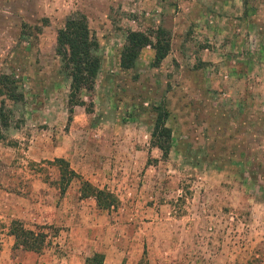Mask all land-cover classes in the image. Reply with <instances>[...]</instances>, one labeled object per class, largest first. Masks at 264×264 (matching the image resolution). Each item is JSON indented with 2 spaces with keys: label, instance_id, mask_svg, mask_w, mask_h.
Instances as JSON below:
<instances>
[{
  "label": "rangeland",
  "instance_id": "374dc122",
  "mask_svg": "<svg viewBox=\"0 0 264 264\" xmlns=\"http://www.w3.org/2000/svg\"><path fill=\"white\" fill-rule=\"evenodd\" d=\"M78 14L100 66L68 119L55 36ZM157 26L167 55L152 66L146 46L121 69L127 31ZM3 74L21 98L0 95V264H264V0H0ZM163 109L166 157L149 142ZM53 158L75 173L63 193Z\"/></svg>",
  "mask_w": 264,
  "mask_h": 264
},
{
  "label": "trees",
  "instance_id": "16d2710c",
  "mask_svg": "<svg viewBox=\"0 0 264 264\" xmlns=\"http://www.w3.org/2000/svg\"><path fill=\"white\" fill-rule=\"evenodd\" d=\"M169 45V32L161 26L149 31L129 30L119 52V67L121 69L132 68L140 50L146 46L153 50L151 64L156 66L167 55ZM54 52L61 62L62 70L70 80L68 95V119H70L72 107L84 105L80 93L93 89L100 66L98 42L90 31L84 15L69 16L64 20L63 25L56 32ZM0 95L13 102L21 98V94L16 91L13 81L4 74L0 75ZM166 117V110H160L155 116L149 134L150 144L160 150L162 157L167 156L170 145V128L165 125ZM0 125H7V118L2 106H0ZM47 163L57 168L59 193H63L69 182L75 177V173L62 158H53ZM88 196H92L96 205L102 209H107L116 202L110 193L98 189L88 182H83L80 188V197ZM10 234L14 237V244L27 251H37L42 241L40 233L26 229L18 222L13 223ZM87 262L100 264L98 255L88 258Z\"/></svg>",
  "mask_w": 264,
  "mask_h": 264
},
{
  "label": "crops",
  "instance_id": "0c3cea01",
  "mask_svg": "<svg viewBox=\"0 0 264 264\" xmlns=\"http://www.w3.org/2000/svg\"><path fill=\"white\" fill-rule=\"evenodd\" d=\"M71 231H73L74 229H70ZM77 230V229H76Z\"/></svg>",
  "mask_w": 264,
  "mask_h": 264
}]
</instances>
